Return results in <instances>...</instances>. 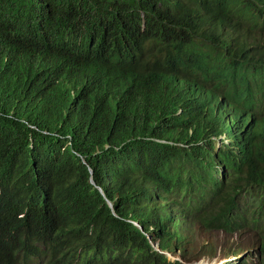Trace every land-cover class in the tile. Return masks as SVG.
Returning <instances> with one entry per match:
<instances>
[{"label": "trees", "instance_id": "1", "mask_svg": "<svg viewBox=\"0 0 264 264\" xmlns=\"http://www.w3.org/2000/svg\"><path fill=\"white\" fill-rule=\"evenodd\" d=\"M196 227L264 263V0H0V264H185Z\"/></svg>", "mask_w": 264, "mask_h": 264}, {"label": "rangeland", "instance_id": "2", "mask_svg": "<svg viewBox=\"0 0 264 264\" xmlns=\"http://www.w3.org/2000/svg\"><path fill=\"white\" fill-rule=\"evenodd\" d=\"M194 203L190 204V207ZM243 244L242 247L251 241L249 238L241 237L239 234H226L222 231H214L208 228H195L183 242V247L175 248L174 254L166 251L164 255L169 260L183 258L190 259L200 256V260L193 264H261L258 257L249 249L234 251L235 244ZM157 248V246H155ZM158 249V248H157ZM254 250V248H251Z\"/></svg>", "mask_w": 264, "mask_h": 264}, {"label": "clouds", "instance_id": "3", "mask_svg": "<svg viewBox=\"0 0 264 264\" xmlns=\"http://www.w3.org/2000/svg\"><path fill=\"white\" fill-rule=\"evenodd\" d=\"M7 36V35H6ZM7 38L9 40L14 41L15 39L7 36ZM46 39H44L43 41H41L38 45L35 46H28L25 41L21 38V40H18V50H20L21 48H23L24 50H29L32 49V51L35 53V55H37V57H42V59H46V60H50V61H55V63L60 60V59H64L67 56L70 58L69 53L67 52L66 49V44H60L57 43L55 46H52L53 44H51L50 42H48V44H45ZM109 53V50L107 51L103 46L98 47L97 49H95L94 51L90 52V58L89 59H93L95 61H97V64L99 63V61L106 56ZM132 57L134 59L138 58L137 53H133ZM72 59V58H70ZM73 59H87L85 57H78L76 56ZM123 74L125 76L128 77L129 80L133 81L136 77L139 76L138 73V64L137 62L128 65L124 70H123ZM84 78L86 79V81H88L91 77L87 76L84 74ZM90 173H92V169L89 168ZM93 182V181H92ZM99 193L103 196V198L105 199L106 203L109 205V207L112 208V202L107 199V197L104 194L103 191V187L100 184L96 185ZM192 204V202H191ZM251 252H253V254H257L256 256L259 259V262L261 264H264L261 262V254L257 252V250H251L248 251V254H250Z\"/></svg>", "mask_w": 264, "mask_h": 264}, {"label": "water", "instance_id": "4", "mask_svg": "<svg viewBox=\"0 0 264 264\" xmlns=\"http://www.w3.org/2000/svg\"><path fill=\"white\" fill-rule=\"evenodd\" d=\"M148 238L150 239V236Z\"/></svg>", "mask_w": 264, "mask_h": 264}]
</instances>
